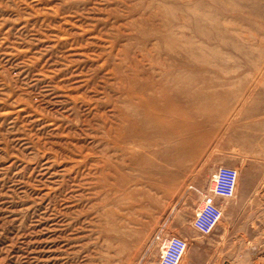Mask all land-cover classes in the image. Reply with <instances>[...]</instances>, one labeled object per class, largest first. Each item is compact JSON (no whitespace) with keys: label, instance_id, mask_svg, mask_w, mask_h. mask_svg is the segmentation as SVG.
Segmentation results:
<instances>
[{"label":"rangeland","instance_id":"374dc122","mask_svg":"<svg viewBox=\"0 0 264 264\" xmlns=\"http://www.w3.org/2000/svg\"><path fill=\"white\" fill-rule=\"evenodd\" d=\"M254 1L0 0V264H157V237L167 235L187 239L178 264L196 241L216 264H264V0ZM148 2L169 15L195 2L198 60L183 72L198 106L219 91L209 104L226 109L183 130L197 136L181 165L156 160L167 175L126 179L99 171L104 94L116 77L112 53L132 51L141 30L130 26L133 8ZM219 166L236 169L235 193L201 233L191 220Z\"/></svg>","mask_w":264,"mask_h":264},{"label":"bare ground","instance_id":"6f19581e","mask_svg":"<svg viewBox=\"0 0 264 264\" xmlns=\"http://www.w3.org/2000/svg\"><path fill=\"white\" fill-rule=\"evenodd\" d=\"M150 3L133 8V11L137 12V16L130 20V26L135 24L141 30H138V34L135 36L137 41L132 42L134 45L131 48L132 51H128L129 48L124 45L112 53L113 62H110V69L116 77L110 92L104 94L105 101L110 106V112L107 115L109 117H106V121L101 124L107 137L106 149L101 157L104 165L102 164L103 167L101 166L99 171L103 172V168H105L106 172L114 171L119 173L117 177L119 175L126 179H130L132 170L141 175L160 171H164L163 175H167L166 168H161L156 160L174 165L180 164L181 157L187 154L186 143H192L195 140L193 136H197V134L185 136L183 130L199 126L203 118L198 119L197 116L203 117L209 113H214L216 116L217 113L226 109V105L223 104L210 105L212 98L219 91L206 94L212 98L198 106V100L194 98L198 95L197 88L193 87L195 80L193 76L185 75L183 72L185 64H191L198 60V38L201 36L198 37V27L200 26L197 27L198 15L194 10L195 2H192L190 6L182 7L183 12L172 11L174 15H169L168 10L159 12L161 8L158 10L157 4L154 5L156 10L152 12L149 7ZM219 23L223 26L220 21ZM187 26L190 28L189 32H185ZM222 28L224 29V27ZM224 40L226 42V39ZM115 59L117 60L115 61ZM184 96L191 98V101L184 103ZM84 100L86 104L98 110L100 104L96 100L93 101L89 97ZM209 102L211 103L209 104ZM102 115L104 112H99V116ZM185 117L186 119H184ZM160 142L165 144L161 149L150 150L152 146H157ZM142 148L149 150L141 152ZM240 262L241 259L237 261L238 264H242Z\"/></svg>","mask_w":264,"mask_h":264},{"label":"built area","instance_id":"2783aa9c","mask_svg":"<svg viewBox=\"0 0 264 264\" xmlns=\"http://www.w3.org/2000/svg\"><path fill=\"white\" fill-rule=\"evenodd\" d=\"M237 171L233 167L219 166L210 177L191 220L193 228L201 233L209 232L221 216L220 200L235 193ZM160 252L157 264H178L187 246V239L180 235L157 237Z\"/></svg>","mask_w":264,"mask_h":264},{"label":"crops","instance_id":"0c3cea01","mask_svg":"<svg viewBox=\"0 0 264 264\" xmlns=\"http://www.w3.org/2000/svg\"><path fill=\"white\" fill-rule=\"evenodd\" d=\"M246 200V197L244 195L241 196V203L243 204ZM212 242L218 243L221 242V234L216 231L213 233ZM213 251H206L201 248V245L196 241L193 247L187 251L186 259L184 260L183 264H201L205 259H215V261L212 264L217 263V257L216 255H212ZM215 254V253H214Z\"/></svg>","mask_w":264,"mask_h":264}]
</instances>
